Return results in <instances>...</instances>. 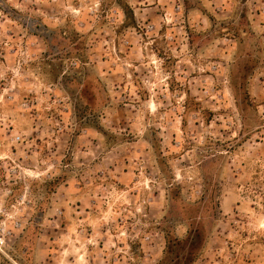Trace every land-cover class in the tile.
<instances>
[{"label":"rangeland","instance_id":"rangeland-1","mask_svg":"<svg viewBox=\"0 0 264 264\" xmlns=\"http://www.w3.org/2000/svg\"><path fill=\"white\" fill-rule=\"evenodd\" d=\"M0 138V264H264V0H0Z\"/></svg>","mask_w":264,"mask_h":264},{"label":"built area","instance_id":"built-area-1","mask_svg":"<svg viewBox=\"0 0 264 264\" xmlns=\"http://www.w3.org/2000/svg\"><path fill=\"white\" fill-rule=\"evenodd\" d=\"M10 130V129H9ZM10 133V132H8ZM9 138L12 141V132L9 134ZM7 141L8 139H1ZM0 141V147L3 145ZM9 174H5V178L9 182ZM12 191H10L11 193ZM9 196V193H6ZM23 229V222L21 219L12 215V212L5 211V200L1 201L0 198V254L9 257V250L12 249L15 242L16 234Z\"/></svg>","mask_w":264,"mask_h":264},{"label":"trees","instance_id":"trees-1","mask_svg":"<svg viewBox=\"0 0 264 264\" xmlns=\"http://www.w3.org/2000/svg\"><path fill=\"white\" fill-rule=\"evenodd\" d=\"M178 242H182V241H178ZM168 243H169V245H173L174 246V240H168Z\"/></svg>","mask_w":264,"mask_h":264},{"label":"crops","instance_id":"crops-1","mask_svg":"<svg viewBox=\"0 0 264 264\" xmlns=\"http://www.w3.org/2000/svg\"><path fill=\"white\" fill-rule=\"evenodd\" d=\"M24 234L26 235V234H27V232H25ZM25 235H24V236H25ZM30 264H36V263H35L34 261H32V263H30Z\"/></svg>","mask_w":264,"mask_h":264}]
</instances>
